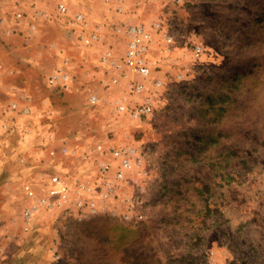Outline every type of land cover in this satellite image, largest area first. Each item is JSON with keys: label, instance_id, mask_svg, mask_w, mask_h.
<instances>
[{"label": "rangeland", "instance_id": "obj_1", "mask_svg": "<svg viewBox=\"0 0 264 264\" xmlns=\"http://www.w3.org/2000/svg\"><path fill=\"white\" fill-rule=\"evenodd\" d=\"M64 1L70 10L82 5L92 19L108 13L101 0ZM37 2L53 11L57 0L22 3ZM127 2V15L152 32L144 91L152 112L137 120L115 111L112 102L123 91L98 83L96 57L81 55L59 17L7 51L0 42V59L12 67L38 50L45 58L22 67L31 88L41 90L56 65L68 64L74 74L71 93L37 92L51 108L33 114L44 124L36 128L49 123L70 151L131 146L144 160V175L128 174L117 189L108 207L115 217L76 222L49 214L42 244L56 249L54 264H264V0ZM112 47L122 54L121 44ZM91 96L98 102L91 105ZM69 158L64 172L72 177L80 161ZM6 159V169H14ZM2 191L0 216L16 215L21 192Z\"/></svg>", "mask_w": 264, "mask_h": 264}, {"label": "crops", "instance_id": "obj_2", "mask_svg": "<svg viewBox=\"0 0 264 264\" xmlns=\"http://www.w3.org/2000/svg\"><path fill=\"white\" fill-rule=\"evenodd\" d=\"M78 1L82 4L86 2V0ZM22 2H24V0H0V42L5 44L6 51L10 49L9 45L13 44V42L16 45L18 44V41L15 40L24 43L25 39L35 38L34 36L38 33L41 35L42 32L40 27L50 23V20L53 21L56 17L58 18L56 7L53 11L48 10L49 8H46L43 3L37 2V6L29 8L26 3ZM101 2L106 7L109 14L106 13L105 16L96 19L89 17L82 5L80 6L77 4L70 10L66 1L57 0L55 6L64 4L70 18L75 14H82L90 27L99 26L103 30V35H101L100 40L97 43H90L91 46L87 47L84 42L79 41L78 29H75V31L72 30L71 27L67 26L63 21V27L61 26L72 36L74 44L78 50H80L81 55L91 54L93 57H96L98 83L105 87L101 82L106 80L108 76L104 75L98 61L107 51L116 56L123 55L126 44L124 36H117L118 34L114 33L112 29L115 30V28H122L123 26L146 27L143 23L141 24L134 19L132 20L130 15H127L129 11L127 0H101ZM116 7L120 8L119 12L115 10ZM15 10L23 12L30 11L29 16H24L22 24H18L14 21L12 14ZM37 12H40V14L36 15ZM61 20L59 21L60 23ZM32 25H34V29L30 28ZM105 35L113 39L112 42L115 43L112 44L111 41H107ZM120 44L122 45V54H119V51L117 49L114 50L113 48L115 47H112L113 45L117 46ZM10 53H14V50ZM17 57L21 60L20 56H16V58ZM44 59L45 58L41 55L39 50L38 52L35 51V55H32L30 59L27 57L22 58V62L20 61V65L17 67H12L8 63L6 64L5 60L0 59V123H5V120H11L9 123L6 122V124L12 125V120H14V122L19 125L18 128L16 126L13 127L10 133L4 132L5 135L0 139V188L6 192H8V190L11 191V189L15 190L16 188L21 192V188L24 184H31L34 186L40 181V177L43 175L47 176L53 171H64L67 167V160L71 157V155L61 156V148H68V146L63 143V139L55 131L47 129L49 123H46L43 127L36 128L40 126V124H44L41 123L43 120L33 115L37 111L40 112V108H51L50 102L47 101L48 97L45 95L39 99L37 92L39 94L41 92L48 94L59 92L56 87L47 86V79L52 74L55 66L50 69L43 79L41 90L37 89L38 87L31 88L26 81H23L25 76V73L22 71L23 65L31 63L33 67H36V64H39ZM67 65L66 67L69 68ZM56 66L63 67L72 78L70 89L64 93H71L77 89L74 84V74L69 71L70 68L67 69L63 65ZM10 102H17L19 108L27 107L30 111V115L24 117L6 112V108ZM36 104H38V106H36ZM28 117H30V119ZM49 149H55V158L51 159L48 157L47 152ZM8 157L14 162V169H6L9 164L6 159ZM28 205L29 202H27L20 193L18 201L15 204L16 215L12 212L10 214L7 213V215L1 214L2 216H0V238H3L0 243V264H39V260H42L41 264H54V262H56L52 254L54 246L46 249L42 244L46 235L45 231L48 229V226H50L49 214L38 212L31 215L28 221H25L23 218V211ZM18 238H20V240ZM40 239L42 240L40 241ZM4 242L5 244H2ZM8 251L11 252L6 256L5 253ZM41 252L45 254H39ZM2 255L4 256L2 257ZM5 256L6 258L8 257L6 261L3 260Z\"/></svg>", "mask_w": 264, "mask_h": 264}, {"label": "built area", "instance_id": "obj_3", "mask_svg": "<svg viewBox=\"0 0 264 264\" xmlns=\"http://www.w3.org/2000/svg\"><path fill=\"white\" fill-rule=\"evenodd\" d=\"M115 10L119 12L120 8L116 7ZM39 14L40 12L36 13V15ZM56 14L72 30L78 29V39L87 47L100 40L102 29L99 26L90 27L82 14H75L70 18L64 4L56 6ZM12 16L16 23L22 24L23 13L17 12ZM160 26L159 23H155L151 30L157 32ZM30 28L34 29V25ZM114 32L126 39L125 51L121 56L107 51L100 57L99 65L104 75L108 76L101 83L106 88L114 87L123 91V95L116 97L112 105L118 114L137 120L152 112V102L148 96H144L146 83L151 76L147 47L151 41L152 32L142 26H123L115 28ZM164 40L170 42V38L165 37ZM71 82L72 78L64 68L56 66L47 79V86L56 87L59 92L64 93L70 89ZM136 98H140L137 100L139 102ZM96 102V96L89 98L90 104ZM6 112L24 117L30 115L29 109L19 108L17 102L10 104ZM15 126L19 127L12 120V125L2 124L0 129L7 132ZM80 151H70L63 147L60 153L61 156H78L80 166L76 175L71 177L64 171H53L47 176L40 177V181L34 186L31 184L22 186L21 195L29 202L23 211L25 221L38 212L47 214L58 212L60 216L76 222L106 214L109 212L108 207L113 202L117 189L123 184L126 176L134 174L140 177L145 173L142 154L134 147L96 145ZM47 155L51 159L55 158V149H49ZM91 157L94 158L91 163L95 162V168L94 171L91 170L88 175H85L84 173L89 168L87 161ZM109 214L114 217L116 215L115 212H109ZM125 219H129V216H125ZM52 254L56 260L55 248L52 249Z\"/></svg>", "mask_w": 264, "mask_h": 264}]
</instances>
